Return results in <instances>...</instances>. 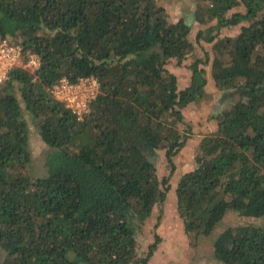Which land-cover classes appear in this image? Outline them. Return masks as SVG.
Here are the masks:
<instances>
[{
  "label": "trees",
  "instance_id": "obj_1",
  "mask_svg": "<svg viewBox=\"0 0 264 264\" xmlns=\"http://www.w3.org/2000/svg\"><path fill=\"white\" fill-rule=\"evenodd\" d=\"M201 1L194 20L215 24L192 41L191 26L170 20L158 0H0V41L21 46L22 61H40L0 82V264L148 263L159 237L140 254L136 229L165 200L186 145L178 124L204 96L199 63H210L217 89L236 99L177 179L178 217L194 241L228 213L264 217V0ZM201 41L211 53L190 64V84L179 89L166 65L203 49ZM86 77L98 92L77 119L53 86ZM29 123L51 149L44 176L32 170ZM158 150L170 168L163 178ZM213 250L221 264H264V225H228Z\"/></svg>",
  "mask_w": 264,
  "mask_h": 264
},
{
  "label": "rangeland",
  "instance_id": "obj_2",
  "mask_svg": "<svg viewBox=\"0 0 264 264\" xmlns=\"http://www.w3.org/2000/svg\"><path fill=\"white\" fill-rule=\"evenodd\" d=\"M158 3L166 9L170 20L183 19L191 26L192 41H196L195 37L199 30L205 31L208 27L215 24V21L200 24L194 20L197 5L204 3L201 0H158ZM239 9L235 8L233 11ZM240 26L221 28L219 37L236 34ZM215 32V30L212 31V33ZM201 42L203 49L197 47L181 64L178 65L175 59H170L166 65L167 69L176 75L179 89L185 88L190 84V64L195 62L196 58L200 59V62H205V52L211 53L209 49L211 44L205 41ZM198 68L203 71V76L206 79L204 96L196 100V102L189 103L182 109L183 121L178 124V128L186 140V145L174 157L175 168L171 175H169L170 168L163 150H158L152 158L159 177L163 178L169 175V188L162 204L155 206L148 221L136 229L140 254L146 252L147 246L155 240V235L159 237L157 247L147 264H221L214 257L213 241L224 228L231 224L252 222L264 225V217L258 219L242 218L235 213H228L212 233L201 235L197 241H194L184 230L182 221L178 217L174 195L177 179L183 171L194 168L195 148L201 137L214 131L216 116L231 101L236 99V97L226 96L225 92L217 89L211 76L212 68L210 63L208 65L207 63H199ZM28 139L34 175L44 176L46 174V156L51 149L42 141L34 123H29ZM1 259L2 256L0 254V262Z\"/></svg>",
  "mask_w": 264,
  "mask_h": 264
},
{
  "label": "built area",
  "instance_id": "obj_3",
  "mask_svg": "<svg viewBox=\"0 0 264 264\" xmlns=\"http://www.w3.org/2000/svg\"><path fill=\"white\" fill-rule=\"evenodd\" d=\"M23 55L21 46L0 41V82L7 78L9 71L16 65L24 68L39 66L40 61L36 55L30 54L26 62L22 61ZM52 92L54 97L62 101L77 119H81L88 112L89 103L98 92V82L94 77L81 78L76 83L61 78L53 86Z\"/></svg>",
  "mask_w": 264,
  "mask_h": 264
}]
</instances>
